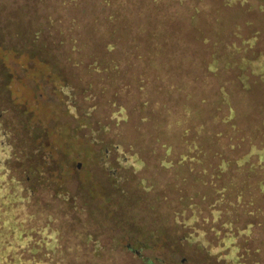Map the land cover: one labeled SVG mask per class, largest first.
<instances>
[{"label": "rangeland", "instance_id": "rangeland-1", "mask_svg": "<svg viewBox=\"0 0 264 264\" xmlns=\"http://www.w3.org/2000/svg\"><path fill=\"white\" fill-rule=\"evenodd\" d=\"M238 4L157 0L146 8L158 29L176 32L171 43L204 54L199 28L218 42L217 57L225 60L233 23L237 56L247 33L252 51L264 50V36L255 32L264 28V14L248 13L252 23L244 25ZM202 58L187 53L182 60ZM4 60L0 264H264V158L233 171L224 166L208 181L197 172L199 159H179V166L170 146L153 141L146 126L136 130L135 103L127 106L133 120L121 121L116 107L90 108L88 93L66 94L60 80L36 72L42 67L24 56ZM243 74L246 83L234 94L240 110L253 109L251 124L263 129L264 78ZM123 137L130 141L124 151L115 146Z\"/></svg>", "mask_w": 264, "mask_h": 264}, {"label": "trees", "instance_id": "trees-1", "mask_svg": "<svg viewBox=\"0 0 264 264\" xmlns=\"http://www.w3.org/2000/svg\"><path fill=\"white\" fill-rule=\"evenodd\" d=\"M228 3L243 7L244 25L252 23L248 13L264 14V0H257V5L249 0ZM156 4L157 0H0V65L9 54L24 56L42 67L36 72L43 70L60 80L57 85L66 94L75 89L88 93L85 102L90 108L116 107L113 114L121 121L133 120L127 106L135 103L140 124L136 130L146 126L153 141L170 146L179 156V166L182 158L199 159L197 172L208 175V181L224 166L233 171L262 160L264 127L251 124L252 108L240 110L242 100L234 88L246 83L247 69L264 78V50L252 51L247 43L253 37L247 33L244 54L237 56V23L228 37L231 59H219L218 42L203 37L199 28V37L207 42L204 54L189 44L175 45L169 39H175L176 32L158 29L154 13L146 8ZM263 29L255 32L264 36ZM163 41L168 43L166 51ZM187 53L203 58L200 63L185 62ZM221 71L227 73L224 79ZM66 75L72 84L63 78ZM127 92L131 95H123ZM98 93L104 96L100 101ZM123 139L115 146L124 151L122 145L130 141Z\"/></svg>", "mask_w": 264, "mask_h": 264}]
</instances>
